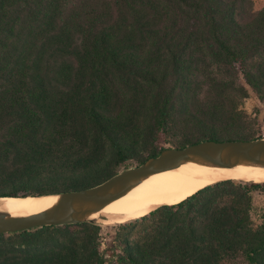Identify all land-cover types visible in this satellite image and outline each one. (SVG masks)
Segmentation results:
<instances>
[{
    "label": "trees",
    "instance_id": "16d2710c",
    "mask_svg": "<svg viewBox=\"0 0 264 264\" xmlns=\"http://www.w3.org/2000/svg\"><path fill=\"white\" fill-rule=\"evenodd\" d=\"M252 93L261 122L242 111ZM264 130L252 0H0V196L96 185L163 148ZM264 182L221 180L114 224L0 234V264H264Z\"/></svg>",
    "mask_w": 264,
    "mask_h": 264
},
{
    "label": "water",
    "instance_id": "95a60500",
    "mask_svg": "<svg viewBox=\"0 0 264 264\" xmlns=\"http://www.w3.org/2000/svg\"><path fill=\"white\" fill-rule=\"evenodd\" d=\"M233 167L241 164L264 166V136L253 139H205L183 147H165L138 165L125 168L102 182L76 190L37 196H56L47 208L32 215L0 211V234L40 226L95 222L93 214L126 193L147 176L188 162ZM243 181V180H242ZM7 196H0L4 198Z\"/></svg>",
    "mask_w": 264,
    "mask_h": 264
},
{
    "label": "bare ground",
    "instance_id": "6f19581e",
    "mask_svg": "<svg viewBox=\"0 0 264 264\" xmlns=\"http://www.w3.org/2000/svg\"><path fill=\"white\" fill-rule=\"evenodd\" d=\"M224 179L264 182V166L241 164L233 167L188 162L161 169L143 179L95 214L104 222H125L141 217L159 205L176 204L199 189ZM56 196H9L0 198V211L32 215L47 208Z\"/></svg>",
    "mask_w": 264,
    "mask_h": 264
},
{
    "label": "rangeland",
    "instance_id": "374dc122",
    "mask_svg": "<svg viewBox=\"0 0 264 264\" xmlns=\"http://www.w3.org/2000/svg\"><path fill=\"white\" fill-rule=\"evenodd\" d=\"M252 2H253V9L255 10H258L264 6V0H252ZM240 108L242 111H245L249 116H251L252 118H255L257 122H261L263 108L261 104L258 102L257 98L252 93H250L249 96L242 101ZM262 127L263 126L261 125L260 131L262 134H264V130ZM224 180H227V179H224ZM230 180L238 181V179H230ZM263 208H264V192L253 193L252 216L255 222L257 221L258 215L262 212ZM89 223L97 224L100 226L99 251L103 253L104 257L109 258L111 250H115V248H117V244H118L117 234L118 232H121V230H117L116 228L112 226L120 222H104L103 223L100 220H96L95 222H89Z\"/></svg>",
    "mask_w": 264,
    "mask_h": 264
}]
</instances>
